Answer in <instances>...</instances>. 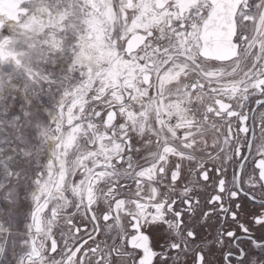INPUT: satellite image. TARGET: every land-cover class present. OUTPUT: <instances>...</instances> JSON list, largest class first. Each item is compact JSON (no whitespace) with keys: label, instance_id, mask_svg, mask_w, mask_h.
<instances>
[{"label":"snow or ice","instance_id":"6c2138e0","mask_svg":"<svg viewBox=\"0 0 264 264\" xmlns=\"http://www.w3.org/2000/svg\"><path fill=\"white\" fill-rule=\"evenodd\" d=\"M189 257L264 264V0H0V264Z\"/></svg>","mask_w":264,"mask_h":264},{"label":"flooded vegetation","instance_id":"af4514ba","mask_svg":"<svg viewBox=\"0 0 264 264\" xmlns=\"http://www.w3.org/2000/svg\"><path fill=\"white\" fill-rule=\"evenodd\" d=\"M251 123H252V121L250 120V121H249V124H251ZM259 127H260V125H259V121L257 120V124H256L257 135H259ZM249 168H251V165H249ZM209 176H210V179H213V180L215 179V175H214L213 172H209ZM193 179H196V177L193 176ZM204 183H205V182L203 181L202 177L199 178V186H200L201 188H203ZM208 193H209V194L211 193V188L208 189ZM200 198H201V199L206 198V194L201 193ZM199 223H200V221H197V226H199ZM208 224H209V227H208L207 231H208V232H211L213 228L217 227V220L215 219V217H213L210 221H208ZM101 227H103V225H101ZM88 230L91 231V226H89V229H88ZM256 234L258 235L259 233L257 232ZM85 238H87V237H85ZM96 239H97L98 241H99V240H102V239H103V233H101V235L98 236ZM89 243H91V241H89ZM217 256H219V253H217ZM192 259H193V257H189V264H191V260H192Z\"/></svg>","mask_w":264,"mask_h":264}]
</instances>
